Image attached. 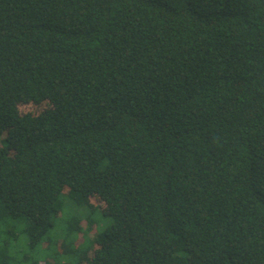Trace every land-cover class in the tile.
<instances>
[{
	"label": "trees",
	"instance_id": "trees-1",
	"mask_svg": "<svg viewBox=\"0 0 264 264\" xmlns=\"http://www.w3.org/2000/svg\"><path fill=\"white\" fill-rule=\"evenodd\" d=\"M0 264H264V0H0Z\"/></svg>",
	"mask_w": 264,
	"mask_h": 264
},
{
	"label": "rangeland",
	"instance_id": "rangeland-1",
	"mask_svg": "<svg viewBox=\"0 0 264 264\" xmlns=\"http://www.w3.org/2000/svg\"><path fill=\"white\" fill-rule=\"evenodd\" d=\"M35 109V106L34 105H32V104H25V105H21L20 106V110L21 111H26V110H34ZM71 205V204H70ZM69 204L67 205V208L66 209H70V210H72V211H74V212H77V210H78V208H76V207H73V206H70ZM64 218V217H63ZM82 221H83V216H82ZM57 233H58V239H60V240H62L61 238H62V236H63V232L61 231V229H58L57 230ZM90 238H92V233L90 232V233H88L87 234ZM71 237H73V235L71 236ZM70 237V238H71ZM85 237H87V236H85ZM88 238V237H87ZM74 240H75V242H77V243H75L74 244V246H77V245H79V244H81L83 241H84V237H82L80 234L79 235H77L76 234V236L73 238ZM60 242H62V241H60ZM65 243V242H64ZM90 246H91V244H90Z\"/></svg>",
	"mask_w": 264,
	"mask_h": 264
}]
</instances>
